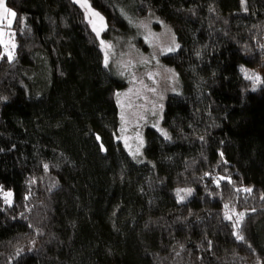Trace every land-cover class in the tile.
<instances>
[{"label": "trees", "instance_id": "obj_1", "mask_svg": "<svg viewBox=\"0 0 264 264\" xmlns=\"http://www.w3.org/2000/svg\"><path fill=\"white\" fill-rule=\"evenodd\" d=\"M126 3L178 43L162 58L182 91L165 101L170 138L147 128L140 162L115 138L126 83L85 9L6 0L16 48L0 59V187L13 199L0 195V264H264V0H88L106 37L129 32Z\"/></svg>", "mask_w": 264, "mask_h": 264}, {"label": "rangeland", "instance_id": "obj_2", "mask_svg": "<svg viewBox=\"0 0 264 264\" xmlns=\"http://www.w3.org/2000/svg\"><path fill=\"white\" fill-rule=\"evenodd\" d=\"M91 9L99 13L94 8L91 7ZM132 10L131 3L123 5L122 17L126 19L129 32L119 34L116 31L113 33L110 31V37H106L104 33L110 28L106 19L99 13L106 27L99 37L96 33L95 35L103 53V62L126 83V87L115 92V101L120 116L115 138L122 143L128 155L140 162L148 160L144 153L147 128L153 127L160 136L170 138L169 132L162 124L165 101L171 94H181L182 91L177 71L165 64L162 59L178 50L177 39L172 27L158 16L148 14L145 18H140L133 15ZM87 19L95 18L88 16ZM13 21L14 17L0 18V44L2 45L0 59L4 55L8 57L9 54L12 59L15 57ZM90 26L92 28V25ZM97 27H99V22ZM101 40L109 47H104ZM169 48L174 51H167ZM242 68L249 75L259 77L248 67ZM259 78L258 83L251 80L254 89H258L261 82V77ZM37 79L41 80L38 82V87L44 88L43 75H38ZM188 190L190 189L186 187L178 189L180 201L191 196L192 191ZM6 192L12 193L11 190H4L0 187V195L3 198ZM180 196L183 197L182 200ZM10 199L12 201L13 197L11 196Z\"/></svg>", "mask_w": 264, "mask_h": 264}, {"label": "snow or ice", "instance_id": "obj_3", "mask_svg": "<svg viewBox=\"0 0 264 264\" xmlns=\"http://www.w3.org/2000/svg\"><path fill=\"white\" fill-rule=\"evenodd\" d=\"M76 2H79L80 6L86 10V19L88 18V16H91V17L95 18V19H88V23L90 25H92V30L96 33L97 37H99L100 33L102 31H104V29L106 27L104 25V23H103V17L100 16L99 13L94 12L91 9L90 5L88 4V0H76ZM243 2H244V0H242V3ZM15 16H16V13L11 11L9 8H7V6L5 4V0H0V18L15 17ZM98 22H99V27H97V23ZM9 23H11V21H9ZM101 44L104 47H109L108 45H105L104 41H102V40H101ZM167 51H174V49L169 48V49H167ZM8 59L9 60L12 59L11 54H9ZM241 71L245 72L246 79L254 80V82H257V83L259 82L260 78L258 76L249 75L243 68L241 69ZM45 168H47V165H45ZM188 191L190 192V190H188ZM243 191L251 192L252 189L246 188V189H243ZM177 195L179 196V191H178ZM4 196H5V202L10 204L11 203V199L10 198L12 196V193L11 192H6V193H4ZM262 198H264V197H262ZM180 199L182 200L183 197L180 196ZM243 215H244L243 213H240L239 214V219H242ZM226 218L227 219H231L230 216H227ZM237 239L238 240H242L243 237L240 236V235H237Z\"/></svg>", "mask_w": 264, "mask_h": 264}, {"label": "water", "instance_id": "obj_4", "mask_svg": "<svg viewBox=\"0 0 264 264\" xmlns=\"http://www.w3.org/2000/svg\"><path fill=\"white\" fill-rule=\"evenodd\" d=\"M96 139H97L98 143L100 144V148L102 149V151L105 152L106 149H104V146L102 145L101 139L98 135H96Z\"/></svg>", "mask_w": 264, "mask_h": 264}]
</instances>
